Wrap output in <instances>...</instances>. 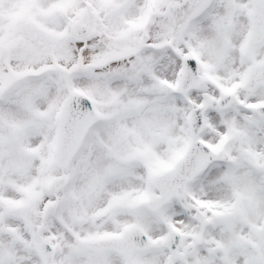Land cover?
Here are the masks:
<instances>
[{
    "label": "snow or ice",
    "instance_id": "1",
    "mask_svg": "<svg viewBox=\"0 0 264 264\" xmlns=\"http://www.w3.org/2000/svg\"><path fill=\"white\" fill-rule=\"evenodd\" d=\"M0 264H264V0H0Z\"/></svg>",
    "mask_w": 264,
    "mask_h": 264
}]
</instances>
